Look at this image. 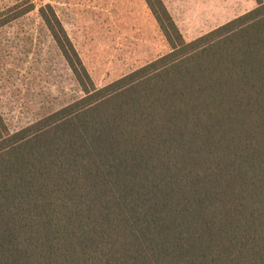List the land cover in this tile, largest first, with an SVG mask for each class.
I'll list each match as a JSON object with an SVG mask.
<instances>
[{"label":"trees","instance_id":"obj_1","mask_svg":"<svg viewBox=\"0 0 264 264\" xmlns=\"http://www.w3.org/2000/svg\"><path fill=\"white\" fill-rule=\"evenodd\" d=\"M144 1L168 51L102 86L37 7L81 95L0 115V264H264V0L190 40Z\"/></svg>","mask_w":264,"mask_h":264},{"label":"rangeland","instance_id":"obj_2","mask_svg":"<svg viewBox=\"0 0 264 264\" xmlns=\"http://www.w3.org/2000/svg\"><path fill=\"white\" fill-rule=\"evenodd\" d=\"M0 0V115L10 130L25 126L81 95L61 52L37 13L50 3L96 86L168 51L144 0ZM185 40L255 5L254 0H162ZM11 18V19H10Z\"/></svg>","mask_w":264,"mask_h":264}]
</instances>
